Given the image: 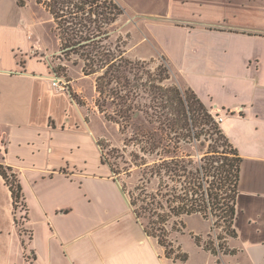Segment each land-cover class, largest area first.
<instances>
[{
	"label": "crops",
	"instance_id": "0c3cea01",
	"mask_svg": "<svg viewBox=\"0 0 264 264\" xmlns=\"http://www.w3.org/2000/svg\"><path fill=\"white\" fill-rule=\"evenodd\" d=\"M193 4L196 21L212 27L213 38L200 45L213 50L212 65L194 72L193 80L178 73L186 89L222 116L219 127L242 159L236 237L227 243L233 254L217 261L194 243L216 264H264V0H167L154 11L131 12L173 16ZM207 12L213 19L204 20ZM27 34L15 1L0 0V165L16 178L25 210L17 227L14 200L0 176L11 212L0 219V264H10L13 247L20 264H190L182 246L187 260L174 262L145 234L75 105L52 88L46 63L31 54ZM44 182L62 186L50 189Z\"/></svg>",
	"mask_w": 264,
	"mask_h": 264
},
{
	"label": "trees",
	"instance_id": "16d2710c",
	"mask_svg": "<svg viewBox=\"0 0 264 264\" xmlns=\"http://www.w3.org/2000/svg\"><path fill=\"white\" fill-rule=\"evenodd\" d=\"M14 1L23 7L27 0ZM35 2L44 5L55 22L63 53L79 58L84 76L96 77V107H105L101 96L111 99L113 111L108 120L122 128L125 146L136 148L130 156L139 179L129 204L145 234L154 238L165 257L174 262L187 260V254L168 240L183 216L211 220L215 214L219 220H212V226L222 222L227 235L235 238L233 223L242 159L214 121L212 109L190 89L165 85L170 80L167 69L142 71L138 61L123 57L120 40L110 41L109 26L122 15L114 0ZM207 141L211 144L206 146ZM187 146L207 149L195 156L185 151ZM101 163L120 182V173L103 151ZM9 172L10 168L0 165V176L11 191L16 210L20 188L8 181ZM122 190L126 193L124 184ZM194 241L201 247L197 236ZM175 249L179 254L173 255ZM203 249L214 257L218 255L209 245Z\"/></svg>",
	"mask_w": 264,
	"mask_h": 264
},
{
	"label": "rangeland",
	"instance_id": "374dc122",
	"mask_svg": "<svg viewBox=\"0 0 264 264\" xmlns=\"http://www.w3.org/2000/svg\"><path fill=\"white\" fill-rule=\"evenodd\" d=\"M114 1L122 9V15L109 26L110 41L120 40L124 51L123 57L131 61H138L140 70L158 73L160 69L165 68L168 70L170 80L165 81L164 84L176 85L183 91L186 90L185 83L178 72H182V74L193 80L197 75L194 72H203L205 70L204 65H212L213 50L205 47V45L200 46L213 38L208 32V29L212 27L196 21L201 19L197 16L199 13L195 4L187 8L183 7L180 12L177 11L173 16L163 14L138 16L132 12H138L139 9L154 11L157 9L159 2L163 3L167 0H156L153 3L154 5L143 3L141 0ZM19 8L24 20V27H26L28 33V41L32 46L31 54L46 63L50 76L60 77L66 82V94L75 105L74 107L85 123L86 129L95 140L100 155L103 151L105 158L120 173L118 175L120 184L121 187L124 184L125 194L129 200L130 193L139 179L138 172L132 169V158L130 156L131 151L136 148L131 144L125 146L123 142L125 137L121 132L122 128L108 120L110 113L113 111L111 99L107 95L101 96V104L105 102V107L100 110L96 107L99 100L95 89L96 77L84 76L81 72L79 58L75 55L67 56L63 53L56 24L44 5L37 4L35 0H27L26 4ZM209 15L211 14H208L204 20L213 19V15L211 17ZM186 18L190 20L182 21ZM26 50L28 51V49ZM201 88L213 92V87L209 84H202ZM206 104L209 105L207 107L212 109L211 114L213 115L211 103L207 101ZM208 144H211V142L207 141L206 146ZM206 149V147L187 146L185 151L195 155L196 153L205 152ZM55 163L57 167L59 165L58 159ZM8 181L15 184L16 178L12 174H8ZM42 186L55 189L61 187L62 184L44 182ZM26 197L33 209V215L36 217L37 209H34L32 204L33 200L29 187L26 190ZM14 213L17 227H22L25 210L20 201L17 202ZM10 216L11 212H8L7 198L0 192V219L4 217L7 221ZM212 220L214 223L219 219L215 214H213L211 220H204L199 215L183 216L177 221L178 224L175 230L170 231L168 240L171 241L174 248L182 246L184 252L191 256L190 264H216L207 253L204 252V254L203 251L196 250L195 236L199 239L202 249L204 246L209 245L217 250L218 255L215 257L217 261L222 255H228L232 251L227 244L231 237L227 235L224 224L219 222V225L212 226ZM1 223L4 224V221ZM150 238L156 244V240ZM218 245H221L222 248L220 249ZM0 246H3V241H0ZM179 252L175 249L173 255L179 254ZM2 259L3 253L0 252V261ZM20 260L17 256V248L13 247L10 264H20Z\"/></svg>",
	"mask_w": 264,
	"mask_h": 264
},
{
	"label": "built area",
	"instance_id": "2783aa9c",
	"mask_svg": "<svg viewBox=\"0 0 264 264\" xmlns=\"http://www.w3.org/2000/svg\"><path fill=\"white\" fill-rule=\"evenodd\" d=\"M51 86L53 89H55L58 92L66 93V82L63 81L62 78L57 77V76H50L49 77ZM214 121L219 124L222 121V116L219 115H213Z\"/></svg>",
	"mask_w": 264,
	"mask_h": 264
}]
</instances>
